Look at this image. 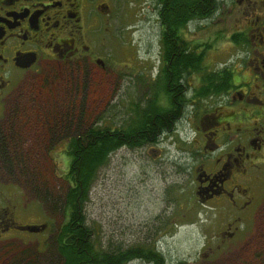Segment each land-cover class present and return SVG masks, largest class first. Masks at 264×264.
<instances>
[{
	"label": "rangeland",
	"instance_id": "1",
	"mask_svg": "<svg viewBox=\"0 0 264 264\" xmlns=\"http://www.w3.org/2000/svg\"><path fill=\"white\" fill-rule=\"evenodd\" d=\"M115 28L120 41L111 35L102 54L108 58L106 69L91 64L88 75L71 79L68 66L47 65L45 75L58 73L55 82L38 98L27 97L20 119L15 120L10 110L4 113L0 142L6 133L11 137L13 129L7 127L12 124L17 139L9 156L1 158L0 154V209L19 225L46 228L39 233L14 230L3 234L0 264H58L56 238L70 211L65 207L70 187L68 142L102 119L105 124L113 120L121 125L127 110L145 94L144 88L133 91L130 73L134 65L139 66L147 80L158 65L161 23L157 4L154 0L122 1ZM235 32L226 21L216 19L188 25L182 36L230 54L229 38ZM207 56L215 63L226 54L215 57L211 49ZM190 128L187 122L181 132ZM186 146L174 133L158 144L113 153L91 189L84 210L88 226L101 237L104 248L156 241L169 264H264V189L260 193L263 204L256 218L248 221V230L243 224L239 234L224 241V234L218 233L227 230V222L222 219L221 228L220 217L205 213L209 209L197 199L192 177L182 181L172 164Z\"/></svg>",
	"mask_w": 264,
	"mask_h": 264
},
{
	"label": "flooded vegetation",
	"instance_id": "2",
	"mask_svg": "<svg viewBox=\"0 0 264 264\" xmlns=\"http://www.w3.org/2000/svg\"><path fill=\"white\" fill-rule=\"evenodd\" d=\"M122 1L126 2L0 0V125L9 110L15 120L20 119L27 97L38 98L55 82L58 73L45 75L47 65L54 69L60 64L68 66L71 79L88 75L91 64L108 67V58L102 54H106L111 35L119 39L115 20ZM220 1L201 23L222 19L235 29L229 38L233 53L192 42L190 48L183 38L176 41L181 54L164 59L161 25L158 65L144 83L152 90V101L163 108L153 120L172 124L158 138L176 133L186 142L183 154L172 163L178 168L176 173L182 181L192 177L197 199L209 209L205 213L220 217L221 228L222 219L227 222V230L218 233L226 241L244 225L248 230V221L256 218L263 204L264 0ZM211 49L215 57H226L208 61ZM190 52L201 59L200 65L190 68L186 64L184 70L175 71L172 60L179 57L187 62ZM133 68V91L144 88L146 93L140 67ZM164 83L166 92L161 89ZM187 122L190 130L181 132ZM12 126L7 127L13 129L11 137L6 133L1 139V158L8 156L10 140L17 139ZM164 200L169 202L167 197ZM10 215L0 209V239L14 230L29 232L24 229L28 224L19 225Z\"/></svg>",
	"mask_w": 264,
	"mask_h": 264
},
{
	"label": "trees",
	"instance_id": "3",
	"mask_svg": "<svg viewBox=\"0 0 264 264\" xmlns=\"http://www.w3.org/2000/svg\"><path fill=\"white\" fill-rule=\"evenodd\" d=\"M159 21L163 27L161 37L162 56L179 55L176 51L183 39L182 31L192 24H200L210 17L220 0H156ZM191 48V42H188ZM173 51V52H172ZM184 54V53H183ZM173 69L182 71L188 67L200 65L201 59L194 52L188 54L187 62L177 57L172 60ZM193 67V68H194ZM142 86L149 88L141 77ZM49 86V84H48ZM167 84L161 87L166 90ZM158 94H155V96ZM152 90L144 94L139 102L127 110L128 117L121 125L111 120L93 122L81 134L73 137L66 152L70 158L67 181L69 189L65 198V207L69 208L68 220L59 229L56 238L58 264H129L140 261L146 264H169L167 256L159 249L156 241L151 244L133 245L128 248L115 246L104 248L101 237L88 226L85 207L100 170L109 163L110 156L121 148L136 149L158 144V133L172 124L154 119L163 108L152 101ZM110 121V120H109ZM108 121V123H109ZM7 154L10 155V140ZM11 161V160H8ZM185 264V262H177Z\"/></svg>",
	"mask_w": 264,
	"mask_h": 264
},
{
	"label": "water",
	"instance_id": "4",
	"mask_svg": "<svg viewBox=\"0 0 264 264\" xmlns=\"http://www.w3.org/2000/svg\"><path fill=\"white\" fill-rule=\"evenodd\" d=\"M45 228H46L45 225H40V226L29 225V226L25 227L24 229L26 231H29L30 233H38V232L44 231Z\"/></svg>",
	"mask_w": 264,
	"mask_h": 264
}]
</instances>
